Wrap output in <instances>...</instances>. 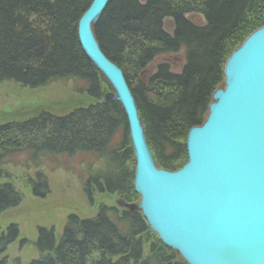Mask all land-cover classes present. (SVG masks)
Wrapping results in <instances>:
<instances>
[{
	"label": "trees",
	"instance_id": "obj_1",
	"mask_svg": "<svg viewBox=\"0 0 264 264\" xmlns=\"http://www.w3.org/2000/svg\"><path fill=\"white\" fill-rule=\"evenodd\" d=\"M92 2L0 0V84L39 89L74 80L95 100L65 115L43 110L0 124V215L24 199L8 173L17 154L29 156L28 170L38 155L94 154L102 167L84 185L91 204L95 192L127 202L139 197L125 111L103 89L112 87L79 41L78 24ZM261 6L264 0L109 1L94 33L103 53L124 73L159 169L176 172L188 163V134L206 122L213 95L225 82L229 44L242 35L241 46L264 27ZM181 53L178 70L157 62ZM36 176L28 183L36 197L45 198L49 181L43 173ZM19 237L14 224L1 234L0 264H9V247ZM35 246L38 258L27 264H188L163 244L141 210L107 205L92 217L71 214L59 237L54 229L40 228Z\"/></svg>",
	"mask_w": 264,
	"mask_h": 264
},
{
	"label": "water",
	"instance_id": "obj_2",
	"mask_svg": "<svg viewBox=\"0 0 264 264\" xmlns=\"http://www.w3.org/2000/svg\"><path fill=\"white\" fill-rule=\"evenodd\" d=\"M109 1L93 0L78 36L125 111L135 191L152 231L188 264H264V27L227 61L225 88L188 134V163L170 172L157 167L124 73L95 36Z\"/></svg>",
	"mask_w": 264,
	"mask_h": 264
},
{
	"label": "rangeland",
	"instance_id": "obj_3",
	"mask_svg": "<svg viewBox=\"0 0 264 264\" xmlns=\"http://www.w3.org/2000/svg\"><path fill=\"white\" fill-rule=\"evenodd\" d=\"M261 11H264V6L258 9V12ZM196 20L203 22L201 17H196ZM241 36L230 42L228 60L242 46L239 41ZM161 61L172 63L178 70L184 63V56L182 53L169 55L157 60ZM225 86L224 82L219 89H224ZM85 87L84 83L74 80H62L39 89L2 83L0 124L32 118L43 110L55 115H65L76 108L95 103V100L84 92ZM106 88L104 84L103 89L110 96L115 94L112 88L111 90ZM120 135L121 133L117 135V140ZM32 162L28 170L29 156L17 154L10 160L8 168L12 181L24 195L20 206L0 215V236L12 224L18 225L20 231L19 239L9 247V264H27L38 258L35 242L38 240L39 229H54L56 236L59 237L71 214L92 217L103 205L116 207L121 211L128 208L140 210L139 194L138 198L132 197L130 202H127L117 194L95 192L94 203L89 202L84 185L88 177L102 167L101 161L94 154L38 155ZM38 172L46 175L49 181L50 194L45 198L36 197L32 192V183H28V179L36 181ZM23 240H26L24 244Z\"/></svg>",
	"mask_w": 264,
	"mask_h": 264
}]
</instances>
